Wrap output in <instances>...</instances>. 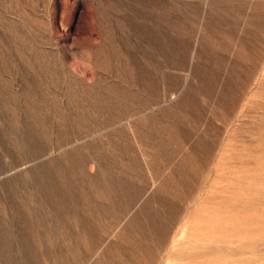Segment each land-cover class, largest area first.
<instances>
[{"label": "rangeland", "instance_id": "374dc122", "mask_svg": "<svg viewBox=\"0 0 264 264\" xmlns=\"http://www.w3.org/2000/svg\"><path fill=\"white\" fill-rule=\"evenodd\" d=\"M0 264H264V0H0Z\"/></svg>", "mask_w": 264, "mask_h": 264}, {"label": "bare ground", "instance_id": "6f19581e", "mask_svg": "<svg viewBox=\"0 0 264 264\" xmlns=\"http://www.w3.org/2000/svg\"><path fill=\"white\" fill-rule=\"evenodd\" d=\"M164 202V201H163ZM172 209H174V208H172ZM174 213V212H173ZM74 221V220H73ZM74 224V223H73ZM115 229V228H114ZM152 261V260H151ZM124 262V261H123Z\"/></svg>", "mask_w": 264, "mask_h": 264}]
</instances>
